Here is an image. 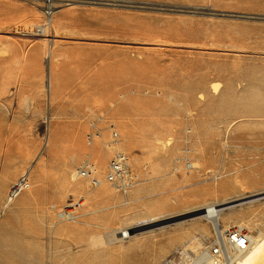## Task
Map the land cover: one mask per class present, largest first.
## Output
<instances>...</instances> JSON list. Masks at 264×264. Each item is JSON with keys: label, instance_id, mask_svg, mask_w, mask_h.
I'll list each match as a JSON object with an SVG mask.
<instances>
[{"label": "rangeland", "instance_id": "rangeland-1", "mask_svg": "<svg viewBox=\"0 0 264 264\" xmlns=\"http://www.w3.org/2000/svg\"><path fill=\"white\" fill-rule=\"evenodd\" d=\"M40 16L0 0V264H190L206 205L264 232V0L57 2L47 36ZM111 130L137 178L126 198L76 171L90 146L104 169ZM79 196L56 222L49 206Z\"/></svg>", "mask_w": 264, "mask_h": 264}, {"label": "built area", "instance_id": "built-area-1", "mask_svg": "<svg viewBox=\"0 0 264 264\" xmlns=\"http://www.w3.org/2000/svg\"><path fill=\"white\" fill-rule=\"evenodd\" d=\"M35 1V0H27ZM40 2V20L36 26L33 27V33L40 35L43 31L48 30L51 24V19L55 11V4L62 2L69 4L75 0H38ZM97 3H102L104 0H90ZM99 130L95 125H92V130L88 133L86 142L88 145L92 144L98 138ZM185 148L183 156L177 161L183 165L185 172H190L194 169L193 162L189 156V139L185 138ZM111 147V155L106 162L102 171H99L93 158L86 155L76 167L77 175L79 177L87 178L92 187L99 186L101 181L110 184L123 197L137 182L136 176L131 171L127 155L120 149V138L115 130H111L110 138L107 143ZM29 188V177L25 171L21 172L9 185L5 199L9 204L17 198L22 192ZM82 206V198H69L61 205H50L49 209L54 214L56 222L74 221L77 217L78 210ZM151 221L152 225H155ZM127 236L126 231H121V237ZM251 246L250 232L241 224H234L223 226L216 223L212 227V234L206 245L196 254L191 263L199 256L205 259L204 264H236L237 259L243 255Z\"/></svg>", "mask_w": 264, "mask_h": 264}, {"label": "bare ground", "instance_id": "bare-ground-1", "mask_svg": "<svg viewBox=\"0 0 264 264\" xmlns=\"http://www.w3.org/2000/svg\"><path fill=\"white\" fill-rule=\"evenodd\" d=\"M43 32L44 33L41 35L47 36V34H45L46 30ZM43 40H45V39L43 38ZM44 86L46 89H48L50 87V77H49V74L47 71L45 72V75H44ZM98 137H101V133L98 134ZM104 144L108 145L107 142H105ZM87 155H89V156L92 155L91 157H93V155L95 156L93 147H91V146L89 147V153ZM26 172H27L28 177H29V168L26 169ZM100 182L101 183L99 185L104 184V182L101 181V179H100ZM105 193H107V191H105V190L101 191V194H105ZM261 194L263 197L262 192H261ZM21 198H23V197H21ZM5 204L7 205L8 203L6 202ZM216 206L217 205H206L205 207H202L201 216L203 218L208 219V221L211 220L212 226H215V224L218 223L217 220L220 217L219 215H221L223 213V210L222 209L218 210L216 208ZM65 222L70 223L73 221H70V222L65 221ZM121 231H117L120 239L122 238L121 237ZM249 232H250L251 246L243 255H241L237 259L236 264H264V232H261L259 230H250ZM127 235L129 236V233ZM204 263H205L204 257L199 256L197 259H195L193 261L192 264H204Z\"/></svg>", "mask_w": 264, "mask_h": 264}, {"label": "crops", "instance_id": "crops-1", "mask_svg": "<svg viewBox=\"0 0 264 264\" xmlns=\"http://www.w3.org/2000/svg\"><path fill=\"white\" fill-rule=\"evenodd\" d=\"M23 193H25V191H24V192H22V193L19 195V196H20V198L22 197L21 195H23ZM24 195H25V194H24ZM19 196H18V197H19ZM18 197H17V198H18ZM15 199H16V198H15ZM15 199H14V200H15ZM14 200H13V201H14ZM18 200H20V199H18Z\"/></svg>", "mask_w": 264, "mask_h": 264}]
</instances>
